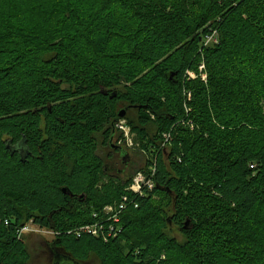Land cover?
I'll return each mask as SVG.
<instances>
[{"label":"trees","instance_id":"obj_1","mask_svg":"<svg viewBox=\"0 0 264 264\" xmlns=\"http://www.w3.org/2000/svg\"><path fill=\"white\" fill-rule=\"evenodd\" d=\"M125 195L118 238L68 234ZM30 221L80 264H264V0H0V264Z\"/></svg>","mask_w":264,"mask_h":264},{"label":"built area","instance_id":"obj_2","mask_svg":"<svg viewBox=\"0 0 264 264\" xmlns=\"http://www.w3.org/2000/svg\"><path fill=\"white\" fill-rule=\"evenodd\" d=\"M217 31H213L211 34L207 35L206 45L215 41L217 38ZM190 75V74H189ZM116 129L121 133V138L118 140L117 145L123 146L126 149H135L138 144L134 140V134L131 127L124 121L120 120L116 124ZM170 135H165V142H168ZM157 168L156 165L150 167V173L145 174L144 172H139L133 178V182L126 189L128 193L135 196H140L141 198L148 195V192H152L155 188V177ZM130 197L128 195L123 196L119 204H111L105 206L101 211L94 212L92 214V221L89 224L82 225L75 228L74 230L68 232L69 235H73L76 238H81L83 236H89L96 239H101L105 243L110 242L113 239L118 238L123 232L122 217L129 207ZM136 205V204H135ZM138 206H136L137 208ZM41 231V229H40ZM30 232H39L35 230L33 222L30 225H25L22 227L18 233V238L21 239L22 236ZM49 235L56 237L59 233L47 232Z\"/></svg>","mask_w":264,"mask_h":264},{"label":"rangeland","instance_id":"obj_3","mask_svg":"<svg viewBox=\"0 0 264 264\" xmlns=\"http://www.w3.org/2000/svg\"><path fill=\"white\" fill-rule=\"evenodd\" d=\"M205 37L203 40V45L205 47H213L219 43V34L217 35V38L215 41H212L211 43L207 45L204 43L206 41ZM203 69H204V66H201L200 70L203 71ZM189 74H190L189 75L190 79L197 78V75L195 74V72H190ZM202 75L204 79L207 78L206 73L203 72ZM122 120H124L128 124L127 120L125 119H122ZM133 134H134V140H135L137 135L135 133ZM137 149L138 148L136 146L135 149H131L130 151V156H131L130 163H129L130 168H134L135 167L134 165L142 164V160H141L142 155L135 154V153H138ZM104 154H108V158H106L107 159L106 162L109 165V168L111 171L110 174L117 175V172L123 168V164L121 163V159L119 158V155L117 153H111L112 156H110L109 150L105 151ZM32 222L33 221H30L27 225H30ZM33 226H34V229L39 230V232L26 233L21 238L23 242L25 243L27 250L29 252V255H30L29 264H53V258L50 252V245L54 243L55 237L47 233V232H51L52 230L41 228L35 225L34 223H33ZM172 235L182 240V235L181 233H179L177 229H173ZM57 248H58V251L61 252L62 254L66 253L61 248L59 247ZM83 264H97V260L95 258H92V259H89L83 262Z\"/></svg>","mask_w":264,"mask_h":264},{"label":"water","instance_id":"obj_4","mask_svg":"<svg viewBox=\"0 0 264 264\" xmlns=\"http://www.w3.org/2000/svg\"><path fill=\"white\" fill-rule=\"evenodd\" d=\"M116 94L112 95L111 98L115 97ZM128 109L124 108L122 109L119 114H118V120L124 119L127 115ZM11 149V148H10ZM16 149H13L12 152H15ZM21 153H22V158L25 159L26 158V151L25 149L22 147L21 148ZM129 157L126 156V159H128ZM64 191L66 192L67 189H64ZM189 224V222L186 223L185 227H187ZM50 248H53V245L50 246ZM58 263L57 264H80L78 263L76 260H74L71 256L66 255V254H61L60 252L56 251V256Z\"/></svg>","mask_w":264,"mask_h":264},{"label":"flooded vegetation","instance_id":"obj_5","mask_svg":"<svg viewBox=\"0 0 264 264\" xmlns=\"http://www.w3.org/2000/svg\"><path fill=\"white\" fill-rule=\"evenodd\" d=\"M120 147V152H117V154L119 155V158L121 159V163L123 164V166L126 168L129 166V163H130V159H131V156H130V152L128 149H126L125 147L123 146H118ZM116 153V152H115ZM126 156H128L129 158L126 159ZM124 168L120 169L119 172L122 173V170ZM56 251H58L57 248H50V252H51V256L53 258V264H57L58 261H57V258L55 257L56 256ZM61 253V252H60ZM62 254V253H61ZM66 254V253H65ZM67 255V254H66Z\"/></svg>","mask_w":264,"mask_h":264},{"label":"snow or ice","instance_id":"obj_6","mask_svg":"<svg viewBox=\"0 0 264 264\" xmlns=\"http://www.w3.org/2000/svg\"><path fill=\"white\" fill-rule=\"evenodd\" d=\"M19 3H26L27 0H18ZM83 2L87 3V0H83Z\"/></svg>","mask_w":264,"mask_h":264}]
</instances>
